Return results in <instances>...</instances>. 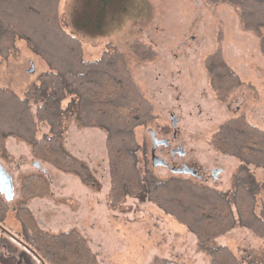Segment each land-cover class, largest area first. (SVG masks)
Here are the masks:
<instances>
[{"label":"rangeland","instance_id":"obj_1","mask_svg":"<svg viewBox=\"0 0 264 264\" xmlns=\"http://www.w3.org/2000/svg\"><path fill=\"white\" fill-rule=\"evenodd\" d=\"M60 18L65 29L82 41L86 61L98 60L106 50L124 53L136 86L152 103L153 117L136 130L140 168L149 169L161 181L184 179L231 194L236 175L245 163L218 151L210 142L212 136L223 123L239 115L264 129L260 35L243 27L238 9L206 0H62ZM136 40L153 48L154 57L143 59L135 54L131 45ZM218 49L240 80L225 100L217 97L215 89L221 85H212L205 63ZM50 71L27 41L17 39L15 50L2 60L0 86L24 96ZM172 116L177 118L175 128ZM39 126L41 137L48 129ZM64 128L63 147L86 165L93 184L85 185L80 196L67 182L75 178L74 174L37 158L23 139L8 136L0 150V163L12 174L15 195L11 201L0 196L8 204L5 227L11 233L23 238L17 210L24 207L38 231L49 235L79 233L99 264L212 263L197 234L147 191L112 205L107 134L103 128L83 127L74 113H68ZM151 131L158 139H169L170 149L182 147L186 154L177 157L176 162L192 164L204 178L153 167ZM156 154L170 164L174 162L169 149L158 148ZM246 166L264 185V168ZM35 174L47 177L48 193L26 198L23 181ZM233 208V228L208 246L227 247L242 264H264V236L240 224L238 211ZM256 211H264L263 190L257 196Z\"/></svg>","mask_w":264,"mask_h":264},{"label":"trees","instance_id":"obj_2","mask_svg":"<svg viewBox=\"0 0 264 264\" xmlns=\"http://www.w3.org/2000/svg\"><path fill=\"white\" fill-rule=\"evenodd\" d=\"M61 1L0 0V67L2 60L15 50L17 39H23L51 69L24 96L0 86V150L8 136H17L32 146L37 158L74 174L84 185H92L94 178L86 165L63 147L64 121L68 113H74L83 127H101L107 134L112 205L126 196L147 191L162 208L197 234L212 257L211 264H242L227 247L208 245L233 228V205L240 224L264 236V211H256L257 196L264 191V185L246 166L264 168V129L239 115L223 123L212 136L210 142L218 151L245 163L236 175L231 194L184 179L161 181L149 169H141L136 130L153 117L154 107L136 86L124 53L106 50L98 60L84 59L82 41L63 26ZM206 1L236 7L243 27L260 35L264 55V0ZM131 50L143 59L155 55L153 48L140 40L131 45ZM222 57L218 49L205 63L212 85H221L215 89L217 97L225 100L240 80ZM39 125L48 129L41 137ZM48 189L49 181L43 174L23 181L26 198L45 195ZM7 211L8 204L0 196V228L9 231L42 264H99L79 233L49 235L38 231L24 207L17 210L23 223V238L17 237L5 227Z\"/></svg>","mask_w":264,"mask_h":264},{"label":"crops","instance_id":"obj_3","mask_svg":"<svg viewBox=\"0 0 264 264\" xmlns=\"http://www.w3.org/2000/svg\"><path fill=\"white\" fill-rule=\"evenodd\" d=\"M74 179L67 180L69 186H75L79 195H83L86 190L81 180L74 175ZM0 264H42L16 237L9 231L0 228Z\"/></svg>","mask_w":264,"mask_h":264},{"label":"water","instance_id":"obj_4","mask_svg":"<svg viewBox=\"0 0 264 264\" xmlns=\"http://www.w3.org/2000/svg\"><path fill=\"white\" fill-rule=\"evenodd\" d=\"M30 72H33V68L30 69ZM172 125L175 127H177V118L175 116H172ZM152 136H154V132L151 131ZM165 143V141L161 140L158 141L156 138H153V147H155L157 144L161 145ZM181 152L183 153L184 151L181 150ZM35 166H37L38 168H42L40 163H35ZM152 166L153 167H158V166H167V163L157 157L154 154V149H153V153H152ZM181 171H174V173H181ZM188 172V171H186ZM216 171H214V173H216ZM0 195H2L6 201H11L14 198L15 195V187H14V183H13V177L12 174L10 173L9 170L5 169L2 164L0 163Z\"/></svg>","mask_w":264,"mask_h":264},{"label":"flooded vegetation","instance_id":"obj_5","mask_svg":"<svg viewBox=\"0 0 264 264\" xmlns=\"http://www.w3.org/2000/svg\"><path fill=\"white\" fill-rule=\"evenodd\" d=\"M151 138H152V141H153V138H156L158 141H161V140L165 141V143H163L161 145H158L157 144L155 147H152V153H153V149H154V154L157 156L156 150H158V148L164 147V148L170 150V153H171L172 157L174 158V162H172V164H170L165 159L157 156V157L163 159L167 163V166H162V167H166L172 173H174V171H177L178 172V171H181L182 170L181 173H175V174H181V175L182 174H187V175H190V176H192L194 178H198V179L204 178L203 175H201L198 172V170L195 169L194 166H192V164H190V163H183V164L180 165V164H178L176 162L175 159H177V157H184L185 154H186L185 151H184V149L182 147H177V148L170 149L169 148L170 147V140L169 139H158L155 132H154V136H152V134H151ZM181 150L184 151V152L182 153ZM186 171H188V172H186Z\"/></svg>","mask_w":264,"mask_h":264},{"label":"bare ground","instance_id":"obj_6","mask_svg":"<svg viewBox=\"0 0 264 264\" xmlns=\"http://www.w3.org/2000/svg\"><path fill=\"white\" fill-rule=\"evenodd\" d=\"M3 166V165H2ZM4 167V166H3ZM13 183H14V180H13Z\"/></svg>","mask_w":264,"mask_h":264}]
</instances>
